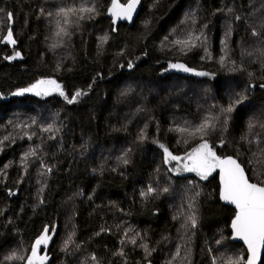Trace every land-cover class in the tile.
<instances>
[{
	"label": "trees",
	"instance_id": "trees-1",
	"mask_svg": "<svg viewBox=\"0 0 264 264\" xmlns=\"http://www.w3.org/2000/svg\"><path fill=\"white\" fill-rule=\"evenodd\" d=\"M143 2L115 32L112 0H0V264L45 234L51 264H246L218 171L165 149L264 186V0Z\"/></svg>",
	"mask_w": 264,
	"mask_h": 264
},
{
	"label": "snow or ice",
	"instance_id": "snow-or-ice-1",
	"mask_svg": "<svg viewBox=\"0 0 264 264\" xmlns=\"http://www.w3.org/2000/svg\"><path fill=\"white\" fill-rule=\"evenodd\" d=\"M138 2L139 0H130L129 4L124 7L118 4V0H113V9L117 10L113 14L116 15L123 12L124 15L130 17L131 11ZM87 10L90 11L92 9ZM11 37L12 32L9 30L8 38L10 42L15 43V41L11 40ZM172 67H179L183 68L184 71H190V69L183 65H172ZM200 74L205 75L204 73ZM45 83L54 84L55 82L39 81L36 85L32 86V89H25L23 91L38 89L40 85ZM261 86L264 87V85ZM37 94L39 95L40 93L37 92ZM61 94L63 95V93ZM76 95L79 96L80 93L77 92ZM69 103H72V100H69ZM231 110V108L227 109L229 112ZM202 128L203 126L198 128L197 131H201ZM165 153L168 159H180L168 153L167 149H165ZM187 158L190 164H185L184 170L197 172L205 178L216 168L220 169L221 180L223 182L222 198L235 204L238 209L235 219L232 222V228L235 230L236 235L248 245L250 257L246 261V264H256L260 251L264 249V186H260L258 183H250L243 169L235 159L231 157L221 159L211 150L207 141L200 144L198 148L193 149ZM191 222L195 226V217L191 218ZM48 239L50 237L45 234L35 241L31 256L28 258V264H44L47 257L38 255V249L40 245H46ZM236 264H239V261Z\"/></svg>",
	"mask_w": 264,
	"mask_h": 264
},
{
	"label": "water",
	"instance_id": "water-1",
	"mask_svg": "<svg viewBox=\"0 0 264 264\" xmlns=\"http://www.w3.org/2000/svg\"><path fill=\"white\" fill-rule=\"evenodd\" d=\"M122 0H118V4L121 5V6H124L126 7L128 4L126 5H123ZM142 8H143V1L142 0H139L138 3H136L134 9L131 11V14H130V17L126 16L123 14V12H120L119 14H116L114 15L113 12L114 11H117L115 9H113V0H112V4L109 8V11H108V18L112 21V25L114 26V31L117 32L118 31V28L120 27V25H130V26H133L137 20V18L139 17L141 11H142ZM12 47H15L14 45H12ZM227 157H231L233 159H235L237 161V163L241 166V168L243 169L244 171V174L246 176V178L249 180L250 183H253L251 182L250 178H249V175L245 169V167L240 163L239 160H237L236 158L232 157V156H227ZM225 157V158H227ZM225 158H221V159H225ZM218 169V178H219V183H220V199H221V202L223 203L224 206L228 207V208H232L233 210L236 211V214L238 212V209L236 208L235 204L229 202V201H226L222 198V192H223V182L221 180V172H220V169ZM261 186V185H260ZM17 193H15L16 195ZM235 219V218H234ZM233 219V220H234ZM232 220V222H233ZM232 222H231V226H230V230L232 232V237H231V242L233 244H240L242 246H244L247 250V253H248V258L250 257V252L248 251V245L247 243L241 239L240 237H238L235 233V230L232 228ZM248 260V259H247ZM263 260H264V249H262L260 251V254H259V258L256 262V264H263ZM51 264V261H48L46 262V260L44 261V264ZM149 264H152V263H149Z\"/></svg>",
	"mask_w": 264,
	"mask_h": 264
},
{
	"label": "rangeland",
	"instance_id": "rangeland-1",
	"mask_svg": "<svg viewBox=\"0 0 264 264\" xmlns=\"http://www.w3.org/2000/svg\"><path fill=\"white\" fill-rule=\"evenodd\" d=\"M11 27L12 28L14 27V20L13 19H11ZM173 163H176V165L174 166V169L176 170L175 172L183 171L186 174H191V175L199 176V177H201L203 179L209 178L210 176L216 174V172L218 171V169L216 168L214 171H212L210 174H208L207 177L205 178V177L199 175L197 172H189V171L184 170L185 164H190V161L188 160L187 157L180 158L178 160H174ZM48 237H50V239H48L47 244L46 245L45 244L40 245V247L38 249V255H40V251L42 249L47 248L50 245L52 237L51 236H48Z\"/></svg>",
	"mask_w": 264,
	"mask_h": 264
},
{
	"label": "bare ground",
	"instance_id": "bare-ground-1",
	"mask_svg": "<svg viewBox=\"0 0 264 264\" xmlns=\"http://www.w3.org/2000/svg\"><path fill=\"white\" fill-rule=\"evenodd\" d=\"M142 1H143V0H142ZM121 2H122V1H121ZM129 2H130V1H129ZM129 2H127V3H125V4L122 2V4H123V5H126V4H128ZM143 5H144V2H143ZM231 233H232V232H231Z\"/></svg>",
	"mask_w": 264,
	"mask_h": 264
}]
</instances>
